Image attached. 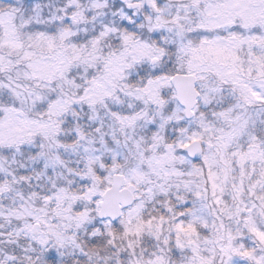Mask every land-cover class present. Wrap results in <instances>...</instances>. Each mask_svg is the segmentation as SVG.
I'll use <instances>...</instances> for the list:
<instances>
[{
    "label": "snow or ice",
    "instance_id": "snow-or-ice-1",
    "mask_svg": "<svg viewBox=\"0 0 264 264\" xmlns=\"http://www.w3.org/2000/svg\"><path fill=\"white\" fill-rule=\"evenodd\" d=\"M0 264H264V0H0Z\"/></svg>",
    "mask_w": 264,
    "mask_h": 264
}]
</instances>
